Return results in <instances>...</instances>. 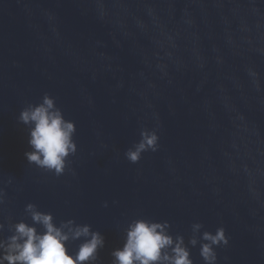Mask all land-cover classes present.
<instances>
[{"label": "water", "instance_id": "obj_1", "mask_svg": "<svg viewBox=\"0 0 264 264\" xmlns=\"http://www.w3.org/2000/svg\"><path fill=\"white\" fill-rule=\"evenodd\" d=\"M45 95L75 125L59 176L25 156L19 115ZM143 132L155 150L132 163ZM29 203L103 236L87 264H113L136 220L191 264L205 244L211 264H264V0H0V241L44 231Z\"/></svg>", "mask_w": 264, "mask_h": 264}, {"label": "clouds", "instance_id": "obj_2", "mask_svg": "<svg viewBox=\"0 0 264 264\" xmlns=\"http://www.w3.org/2000/svg\"><path fill=\"white\" fill-rule=\"evenodd\" d=\"M19 120L32 125L29 139L32 151L25 153L27 160L57 176L61 175L65 170L67 157L76 150L72 139L74 123L64 119L61 111L55 107L53 98L48 95L44 96L42 103L23 109ZM142 137L135 150L130 149L126 153L132 163L139 160L141 152L146 148L155 150L156 134L143 132ZM26 209L31 213L32 220L43 226L44 231L38 233L34 226L23 221L16 223L14 234L7 238V242L0 241V249H3L0 264H4V261L8 264H87L96 259L99 249L104 245V238L99 232H90L87 225L73 227L71 221L58 227L54 224L51 213L37 211L31 203ZM164 227L160 223L145 220L133 222L129 226L123 247L112 252L113 264H159L161 261L168 264H191L182 238H177L175 247L172 248L173 255L169 256L164 251L173 245V239L164 232ZM199 227V224L194 225L195 229ZM81 236L87 239L80 244L73 256L68 252L66 242L70 238L78 239ZM203 238L212 244L221 241L227 243L222 228L215 235L205 232ZM201 255L209 264L215 260L210 244L202 246Z\"/></svg>", "mask_w": 264, "mask_h": 264}]
</instances>
